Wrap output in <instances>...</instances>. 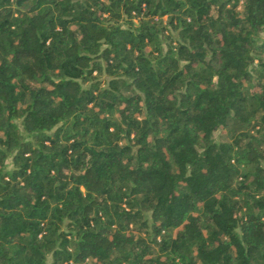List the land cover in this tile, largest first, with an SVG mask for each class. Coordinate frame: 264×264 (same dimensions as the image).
<instances>
[{"label": "trees", "instance_id": "obj_1", "mask_svg": "<svg viewBox=\"0 0 264 264\" xmlns=\"http://www.w3.org/2000/svg\"><path fill=\"white\" fill-rule=\"evenodd\" d=\"M0 264H264V0H0Z\"/></svg>", "mask_w": 264, "mask_h": 264}, {"label": "rangeland", "instance_id": "obj_2", "mask_svg": "<svg viewBox=\"0 0 264 264\" xmlns=\"http://www.w3.org/2000/svg\"><path fill=\"white\" fill-rule=\"evenodd\" d=\"M215 137H216L217 139H227V138H228V135H227L226 130H224V129H218V130L215 132Z\"/></svg>", "mask_w": 264, "mask_h": 264}]
</instances>
